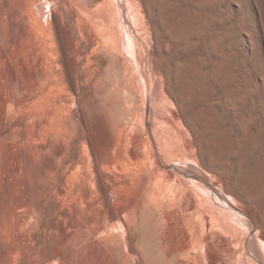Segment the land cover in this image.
<instances>
[{
  "label": "rangeland",
  "instance_id": "rangeland-1",
  "mask_svg": "<svg viewBox=\"0 0 264 264\" xmlns=\"http://www.w3.org/2000/svg\"><path fill=\"white\" fill-rule=\"evenodd\" d=\"M88 2L0 0V264L184 260L168 198L139 197L157 167L133 178L152 132L162 183L237 209L223 264L264 260V0ZM217 233L184 262L212 264Z\"/></svg>",
  "mask_w": 264,
  "mask_h": 264
},
{
  "label": "bare ground",
  "instance_id": "bare-ground-1",
  "mask_svg": "<svg viewBox=\"0 0 264 264\" xmlns=\"http://www.w3.org/2000/svg\"><path fill=\"white\" fill-rule=\"evenodd\" d=\"M102 2H104V0H89V2L87 4L89 7H94L95 5L97 6L100 3L102 4ZM120 2H121L122 12L124 14H126V9H125V5L123 4V0H120ZM127 25L129 28L128 32H130L131 35H133V37L134 36L137 37L136 35H134L136 32H134V30L131 28V25L129 22ZM63 38H64V36H63ZM136 39H138V38H136ZM67 40L68 39H66V40L64 39V44H63V54H64L66 60L68 59V56H69V50H68L69 46L66 45ZM77 47H78V45H77ZM71 48H72V46H71ZM72 51H73V49H72ZM70 52H71V49H70ZM84 52H85V50H84ZM76 53H77V51H76ZM73 54H74V51H73ZM138 54H139V56H142L141 51H139ZM131 55L134 56V58H136V55H133V54H131ZM80 59H81V57H80ZM67 64L68 63L66 62V65ZM70 84H71V86H73L72 81H70ZM147 127H148L147 129H150V123L149 122L147 123ZM150 132H151V130H150ZM152 133L151 134L149 133L147 138L140 139L135 144L134 149L131 150L130 152H128V154H131V156H129V157H132L129 159L135 164L136 169H137L135 171L138 172V173H134L133 178L138 177V175H139V177L142 176L143 173H139V172H142V170L147 166V164L149 162L151 165L154 164L158 170L157 174L154 173V174H152V176L147 177L146 179L144 178L143 189L141 191H139L140 192L139 197L146 196L148 198V200H150V201L152 200V202H154L156 199H158V200L160 199L161 201H165V198L166 197L168 198L167 200H169L168 203H169L170 210L166 211L164 219H166L165 220V222L167 224L166 226L171 231L172 236H173V238H172L173 239V241H172L173 251H172L171 255H174V257H176L175 259H180V258L184 259V260L180 259L178 264H187L184 261H187L188 255L191 254L193 251H195L197 248L201 247V245L204 244L205 242H209L211 239V235L214 232H218L217 238H216V240H214L212 242V244L211 243L209 244L208 254L211 258L212 264H223L225 262V257L222 256V253L226 254V255H230L232 257L234 255H236V254H234L233 248H230L232 253H227L228 248L231 247V244H227L226 239L224 237V231L226 229L230 228V226L232 225L230 217H229V212H231V211L238 212L237 209H235V207H233L232 204H230L229 202H227L225 206H222L221 204L216 203L217 201L215 202V198H220L221 201H226V200H224L223 197L221 195H219L216 191L209 189L208 186H207V188L211 192V198L209 197L208 200L211 202H205L204 204H202V203H200L199 198L196 195H194L195 194L194 190L188 189V186L186 185V183L180 181V183L177 185V183L173 184V182L171 180H168L167 182L165 181V183H162L160 178H161V176H164V173L162 175L161 171L165 172V169H167L168 166H167V164H165V161L163 158L164 156H162V153H161V148L159 150V146H158L159 144L157 143V139ZM116 144H117V146L119 145L118 142ZM116 144L114 141H111L110 142L111 148L115 149L117 147ZM148 166L150 167V165H148ZM193 168L191 166V169H193ZM159 171L161 174H158ZM185 175H187V174H185ZM189 176L193 177L192 179H198V180H202L201 178H203V175H201L197 172H194L193 175H189ZM202 188H204V187H202ZM144 189L147 192H144ZM206 194H209V193H206ZM202 198H204V197H202ZM205 201H206V199H205ZM178 204H179V206H178ZM153 208L156 209V207H153ZM114 214L115 213H113V215H111L112 219H115L117 216ZM228 221H230V223ZM193 223H197V226H193ZM250 223H251V221H250ZM252 224H253V221H252ZM164 225L165 224H163V227H165ZM252 226L254 227L255 224H253ZM196 227H200V229L202 230V234H203L202 237L198 240L194 239V233H195ZM161 230H162V227H161ZM213 249L218 250L219 255H215V256L212 255L211 251ZM254 250H256V249H254ZM254 252L251 250L249 251V255H248L249 256V258H248L249 264H264V260L259 259V257H257V255ZM242 256H245V255H242ZM175 259L173 258V260H175ZM171 260H172V258H171ZM242 260H244V259L242 258Z\"/></svg>",
  "mask_w": 264,
  "mask_h": 264
}]
</instances>
